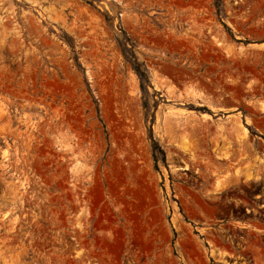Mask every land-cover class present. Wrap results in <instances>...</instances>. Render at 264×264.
Wrapping results in <instances>:
<instances>
[{"label": "rangeland", "instance_id": "obj_1", "mask_svg": "<svg viewBox=\"0 0 264 264\" xmlns=\"http://www.w3.org/2000/svg\"><path fill=\"white\" fill-rule=\"evenodd\" d=\"M263 203L264 0H0V264H264Z\"/></svg>", "mask_w": 264, "mask_h": 264}, {"label": "crops", "instance_id": "obj_2", "mask_svg": "<svg viewBox=\"0 0 264 264\" xmlns=\"http://www.w3.org/2000/svg\"><path fill=\"white\" fill-rule=\"evenodd\" d=\"M262 208H264L262 206ZM241 225V228L243 229H248L251 228V229H254V230H257L258 232H260L259 234H262L264 235V226H262L261 224H259L258 222H247V223H241L239 222Z\"/></svg>", "mask_w": 264, "mask_h": 264}, {"label": "flooded vegetation", "instance_id": "obj_3", "mask_svg": "<svg viewBox=\"0 0 264 264\" xmlns=\"http://www.w3.org/2000/svg\"><path fill=\"white\" fill-rule=\"evenodd\" d=\"M259 198H261V195H257V196H255L254 197V199L256 200V199H259ZM264 207V203L261 205V207ZM245 216L246 215H249L248 217H246V220H238L237 222H241V223H247V222H259L256 218H254V210H252V209H245V214H244Z\"/></svg>", "mask_w": 264, "mask_h": 264}]
</instances>
